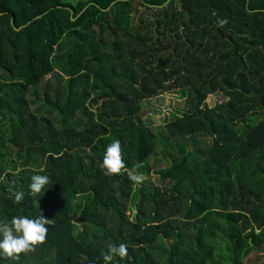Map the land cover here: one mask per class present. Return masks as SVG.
<instances>
[{
	"label": "trees",
	"instance_id": "1",
	"mask_svg": "<svg viewBox=\"0 0 264 264\" xmlns=\"http://www.w3.org/2000/svg\"><path fill=\"white\" fill-rule=\"evenodd\" d=\"M18 1L0 0V221L51 223L0 264H104L120 243L116 264H264V0H55L29 19ZM178 91L167 184L138 187L128 171L160 149L145 104ZM114 139L128 171L106 176ZM34 174L51 181L38 203Z\"/></svg>",
	"mask_w": 264,
	"mask_h": 264
},
{
	"label": "clouds",
	"instance_id": "2",
	"mask_svg": "<svg viewBox=\"0 0 264 264\" xmlns=\"http://www.w3.org/2000/svg\"><path fill=\"white\" fill-rule=\"evenodd\" d=\"M226 21H221V26ZM99 167L106 176L118 175L122 171H128L125 161L122 158L121 143L114 139L109 143L103 152ZM128 177L135 183H140L143 176L134 171H128ZM51 183L47 175L34 174L30 178L28 185V195L33 197L38 203L40 197ZM25 199L23 190H16L13 193V202L17 205ZM49 219L44 218L42 213L30 218L26 215L13 216L10 221H0V258L13 262H19L22 253L34 251L35 246L43 244L46 240ZM123 261L128 256V246L125 243L118 245L109 244L107 251L102 255L104 264H116V260Z\"/></svg>",
	"mask_w": 264,
	"mask_h": 264
},
{
	"label": "rangeland",
	"instance_id": "3",
	"mask_svg": "<svg viewBox=\"0 0 264 264\" xmlns=\"http://www.w3.org/2000/svg\"><path fill=\"white\" fill-rule=\"evenodd\" d=\"M21 4L24 6L26 1L28 2V13L26 14V19L32 17L34 11L40 10L44 8L46 4L48 6L54 5L55 0H19ZM18 1V4H19ZM20 4V5H21ZM24 25V24H23ZM227 98L224 97L223 94L219 93L216 95L208 96L206 100V105L209 108H214L218 103L226 102ZM188 103V92H171L166 93L163 96L158 97L157 99H153L150 102L145 104L144 108V123L150 127L153 133L159 139V147L160 149L157 152V156L150 162L151 172L145 173L143 175V180L140 183H136V186L142 187L144 185L150 187L161 188L166 184L162 183L158 172L168 169V163L165 161V156L163 151L166 150L165 147V139L168 137V133L166 131V126L175 116H181L187 110ZM208 141L206 140V143ZM201 146H204L205 143L201 140L199 143ZM34 163L30 164L29 169H34ZM21 169L17 170L19 173ZM131 219L135 217V213L132 211L129 213ZM255 253L250 254L245 260L240 261L239 264H259L260 257H255Z\"/></svg>",
	"mask_w": 264,
	"mask_h": 264
},
{
	"label": "water",
	"instance_id": "4",
	"mask_svg": "<svg viewBox=\"0 0 264 264\" xmlns=\"http://www.w3.org/2000/svg\"><path fill=\"white\" fill-rule=\"evenodd\" d=\"M17 31H21V29L20 30H17Z\"/></svg>",
	"mask_w": 264,
	"mask_h": 264
}]
</instances>
